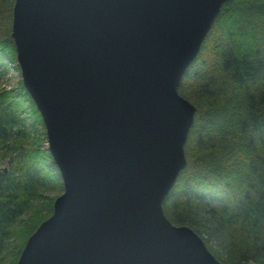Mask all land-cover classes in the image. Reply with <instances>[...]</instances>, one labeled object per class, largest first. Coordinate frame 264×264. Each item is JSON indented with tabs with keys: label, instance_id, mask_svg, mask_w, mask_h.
Segmentation results:
<instances>
[{
	"label": "water",
	"instance_id": "95a60500",
	"mask_svg": "<svg viewBox=\"0 0 264 264\" xmlns=\"http://www.w3.org/2000/svg\"><path fill=\"white\" fill-rule=\"evenodd\" d=\"M229 0H13L21 85L62 192L15 264H220L161 204L195 107L176 88Z\"/></svg>",
	"mask_w": 264,
	"mask_h": 264
},
{
	"label": "trees",
	"instance_id": "16d2710c",
	"mask_svg": "<svg viewBox=\"0 0 264 264\" xmlns=\"http://www.w3.org/2000/svg\"><path fill=\"white\" fill-rule=\"evenodd\" d=\"M8 1V15L0 16L7 27ZM263 43L264 0H229L176 88L195 114L183 146L185 167L161 209L172 225L200 237L220 264H264ZM10 56L6 31L0 34L1 75ZM37 125L43 130L20 81L0 91V160L10 163L0 169V264L10 248L14 264L26 238L51 214L56 196L42 192L61 189L48 152L27 147L40 139Z\"/></svg>",
	"mask_w": 264,
	"mask_h": 264
},
{
	"label": "rangeland",
	"instance_id": "374dc122",
	"mask_svg": "<svg viewBox=\"0 0 264 264\" xmlns=\"http://www.w3.org/2000/svg\"><path fill=\"white\" fill-rule=\"evenodd\" d=\"M8 2V3H7ZM13 3V1H12ZM1 4V2H0ZM8 10H9V1L8 0H3L2 1V4L0 5V16H7L8 15ZM11 14V12H10ZM11 22V21H10ZM0 23L2 24V28L0 29V34H5V32L7 31L8 33L10 32V23H9V27H7V23L4 22L1 17H0ZM5 28L6 31H5ZM10 34V33H9ZM10 38V37H9ZM11 40V39H10ZM12 43V42H11ZM261 48L263 49L264 48V43L262 44ZM9 56V55H8ZM9 60L7 62V66L5 67V72L1 75L0 73V91L2 90H9V89H12L14 87H16L18 85V82L20 81V76H19V71H18V67H16V64H15V58L14 56H10L8 57ZM192 65V64H191ZM190 65V66H191ZM189 66V67H190ZM188 67V68H189ZM21 82V81H20ZM192 105V104H191ZM40 119V118H39ZM32 122V119L30 118L26 123L27 125ZM41 122V121H40ZM26 128V126H25ZM36 130H37V134L40 136V139L39 141L37 142L36 145H31L30 146H27L28 149H33V148H36L42 152H45L47 151V147H46V140H45V136H42L41 133H42V129L39 125L36 126ZM27 131H28V141H30V143H32V140H33V133L30 131V128L27 127ZM33 131V130H32ZM45 135V134H44ZM10 165V163L7 161V160H4L3 162L0 160V169L3 170V171H6L8 169V166ZM54 165V164H53ZM53 170H56V167L55 165L53 166L52 168ZM58 173V172H57ZM56 174V178L58 180V183L61 184V181H60V178H59V175ZM62 192V187L60 190L58 189H53L51 188L50 190L48 189H45L43 192H42V197L44 198H53V197H57L60 193ZM11 254H12V249L10 248L9 251H7L5 254H4V262L3 264H10L11 263V260L10 258L11 257ZM16 262V261H15ZM14 262V264H15ZM252 264V263H250Z\"/></svg>",
	"mask_w": 264,
	"mask_h": 264
},
{
	"label": "bare ground",
	"instance_id": "6f19581e",
	"mask_svg": "<svg viewBox=\"0 0 264 264\" xmlns=\"http://www.w3.org/2000/svg\"><path fill=\"white\" fill-rule=\"evenodd\" d=\"M193 121H194V116H193ZM193 123V122H192ZM192 126V125H191ZM191 128V127H190ZM190 130V129H189ZM189 132V131H188Z\"/></svg>",
	"mask_w": 264,
	"mask_h": 264
}]
</instances>
